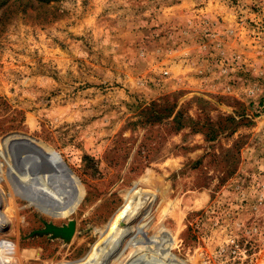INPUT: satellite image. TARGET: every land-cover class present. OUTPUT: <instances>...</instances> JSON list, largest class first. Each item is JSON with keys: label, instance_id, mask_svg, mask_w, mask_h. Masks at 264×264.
I'll use <instances>...</instances> for the list:
<instances>
[{"label": "rangeland", "instance_id": "obj_1", "mask_svg": "<svg viewBox=\"0 0 264 264\" xmlns=\"http://www.w3.org/2000/svg\"><path fill=\"white\" fill-rule=\"evenodd\" d=\"M0 264H264V0H0Z\"/></svg>", "mask_w": 264, "mask_h": 264}, {"label": "bare ground", "instance_id": "obj_2", "mask_svg": "<svg viewBox=\"0 0 264 264\" xmlns=\"http://www.w3.org/2000/svg\"><path fill=\"white\" fill-rule=\"evenodd\" d=\"M152 200H154V199H152ZM151 200V201H152ZM150 201V202H151ZM150 202L147 204V206L139 213V215L137 216V219H139V220H143L144 218H146L148 215H149V213H147L146 214V216L145 215H143V213L146 211V209H147V207L149 206V204H150ZM61 232H63V233H66V234H71L72 233V229H70L69 231H67V230H61Z\"/></svg>", "mask_w": 264, "mask_h": 264}]
</instances>
